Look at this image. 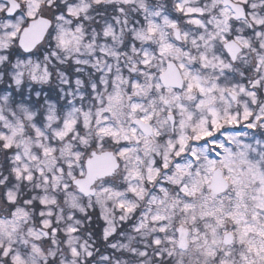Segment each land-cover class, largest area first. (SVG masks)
<instances>
[{"label": "snow or ice", "instance_id": "1", "mask_svg": "<svg viewBox=\"0 0 264 264\" xmlns=\"http://www.w3.org/2000/svg\"><path fill=\"white\" fill-rule=\"evenodd\" d=\"M0 264H264V0H0Z\"/></svg>", "mask_w": 264, "mask_h": 264}]
</instances>
